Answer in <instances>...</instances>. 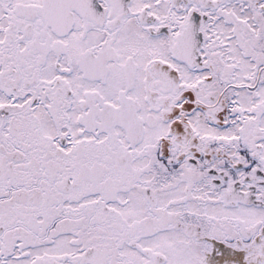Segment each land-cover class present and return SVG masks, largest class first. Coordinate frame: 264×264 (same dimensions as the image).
Wrapping results in <instances>:
<instances>
[{
    "label": "snow or ice",
    "instance_id": "6c2138e0",
    "mask_svg": "<svg viewBox=\"0 0 264 264\" xmlns=\"http://www.w3.org/2000/svg\"><path fill=\"white\" fill-rule=\"evenodd\" d=\"M0 264H264V0H0Z\"/></svg>",
    "mask_w": 264,
    "mask_h": 264
}]
</instances>
